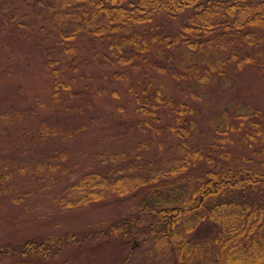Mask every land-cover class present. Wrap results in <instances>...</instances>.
<instances>
[{
	"label": "trees",
	"instance_id": "trees-1",
	"mask_svg": "<svg viewBox=\"0 0 264 264\" xmlns=\"http://www.w3.org/2000/svg\"><path fill=\"white\" fill-rule=\"evenodd\" d=\"M37 2V14L55 24L47 30L44 26L38 28L36 34V38L42 37L39 53L55 78L54 100L60 92L81 99L85 95H100L95 94L88 82L76 88L75 69L68 67L78 52V42L93 37L104 44L102 59L117 64L111 77L125 81L133 95L134 106L127 121L144 133L153 130L156 134H175L177 142L170 157L157 154L153 147L151 151V142L147 140L127 151L106 153L103 171L87 172L66 184L58 201L62 208H75L89 206L95 200L142 194L136 212L117 218L104 230L89 233L87 238L74 234L45 241L30 238L24 242H5L0 246V263L8 259V264H52L53 258L65 253L76 241H99L122 233L133 237L147 220H152L150 226L158 229L155 246L166 255L174 254L176 264H264V145L255 149L259 158L255 161L244 152L231 149L216 153L200 151L191 144L193 107L163 93L148 71L151 67L167 68L176 80H189L193 88L189 93H199L205 87L208 92L229 68L239 70L251 64L263 72L264 33L259 31H264V0ZM184 12L188 14L187 21L176 34L148 28L160 15ZM101 88L105 89L100 85L98 90ZM73 100L69 107L73 106ZM69 107L65 109L71 111ZM78 111L87 110L80 107ZM1 116L4 115H0L2 120ZM242 118L250 132H240L239 141L247 146L258 141L264 143V118L259 114ZM28 131L32 133L22 140L25 149L33 141L36 147L48 143L57 148L58 159L64 158L69 133L43 123ZM165 143L159 142L161 146ZM1 150L0 194L8 195L12 201L21 192L24 174L49 176L58 163L49 157V149L38 160L34 155L22 160L5 153L6 149ZM201 160L209 167L195 177L189 176L190 166ZM202 229L207 233H202Z\"/></svg>",
	"mask_w": 264,
	"mask_h": 264
},
{
	"label": "rangeland",
	"instance_id": "rangeland-1",
	"mask_svg": "<svg viewBox=\"0 0 264 264\" xmlns=\"http://www.w3.org/2000/svg\"><path fill=\"white\" fill-rule=\"evenodd\" d=\"M38 7L37 0H0V115H4L0 119V151L6 149L5 153L22 160L34 155L38 160L44 158L42 153L49 149V157H54V162L58 163L49 176L24 174L17 200L12 201L8 195L0 194V246L30 238L45 241L74 234L87 238L89 233L104 230L117 218L130 216L141 206L142 194L95 200L89 206L62 208L58 204L61 190L87 172L103 171L106 153L127 151L147 140L151 142V151L153 147L157 154L170 157L177 142L175 134H156L153 130L144 133L127 121L134 106L133 95L125 81L111 77L117 64L102 59L104 44L101 40L91 39L93 37H84L78 42L80 47L68 67L75 69L76 88L88 82L95 94L100 95H85L81 99L60 92L55 95L59 98L54 100L55 78L39 53L42 37L36 38V34L38 28L44 26L47 30L55 24L39 16ZM187 15L185 12L160 15L150 26L148 24V28L176 34L186 23ZM148 71L163 93L193 107L195 122L193 129L189 130L194 136L193 146L212 153L231 149L244 152L251 160L259 159L255 149L264 143L258 141L247 146L239 141V133L250 132L242 116L259 114L264 118V71H258L251 64H245L239 70L229 68L208 92L205 87L199 89V93H189L193 89L189 80H176L167 68L151 67ZM66 73L70 77L71 71ZM100 85L105 89L99 91ZM72 99L73 106L69 107ZM76 104H81L80 107L87 111L80 113ZM42 123L52 124L70 134L63 159L57 158V148L48 143L36 147V141H33L28 147L31 152L25 149L24 137L32 133L28 130L37 129ZM160 141H165V145L161 146ZM206 167L209 165L201 160L192 164L187 173L195 177ZM151 221L147 220L140 227L139 234L133 237L122 233L99 241H76L66 248L65 253L53 258L52 264H176L174 254L166 255L155 246L158 229L150 226ZM207 227L211 232L210 226ZM202 233L207 232L202 229ZM8 263V259H3L0 264Z\"/></svg>",
	"mask_w": 264,
	"mask_h": 264
}]
</instances>
